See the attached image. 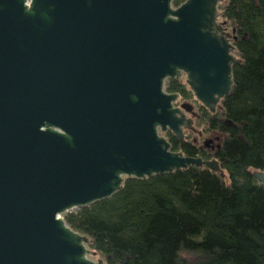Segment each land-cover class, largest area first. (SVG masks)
<instances>
[{
  "label": "water",
  "instance_id": "95a60500",
  "mask_svg": "<svg viewBox=\"0 0 264 264\" xmlns=\"http://www.w3.org/2000/svg\"><path fill=\"white\" fill-rule=\"evenodd\" d=\"M172 1L0 0V264H106L65 213L127 177L219 171L162 134L183 139L195 115L168 79L184 74L212 113L231 89L223 0ZM253 176L264 187V172Z\"/></svg>",
  "mask_w": 264,
  "mask_h": 264
},
{
  "label": "trees",
  "instance_id": "16d2710c",
  "mask_svg": "<svg viewBox=\"0 0 264 264\" xmlns=\"http://www.w3.org/2000/svg\"><path fill=\"white\" fill-rule=\"evenodd\" d=\"M217 11L234 30L231 89L212 113L185 80L168 79L165 91L195 117L183 139L162 136L173 152L215 159L219 171L191 165L127 177L111 197L65 213L106 264H264V187L253 176L264 172V0H223ZM211 134L218 149L202 144Z\"/></svg>",
  "mask_w": 264,
  "mask_h": 264
},
{
  "label": "rangeland",
  "instance_id": "374dc122",
  "mask_svg": "<svg viewBox=\"0 0 264 264\" xmlns=\"http://www.w3.org/2000/svg\"><path fill=\"white\" fill-rule=\"evenodd\" d=\"M218 21H219V22H224V19L221 18V17H219V18H218ZM227 27H228L229 31H231V27H230V25H229L228 22H227ZM180 79H182V80L184 81V80H185V75H184V74H181ZM180 104H182V102H181L180 100H178V101H177V106H179ZM188 117H189V116H188ZM194 133L196 134V133H198V131L195 130ZM215 136H216V135H212V134H211V135H208V136L204 137V139L202 140V144L204 143L205 140H211L212 142L210 143V145L213 146V149H211L210 145H209L208 147H205L204 144H203V146H204L205 148H209L210 150H214V149H215L214 144L217 143V142L214 140ZM191 138L194 139L193 136H192ZM89 258H90L91 260H93V261H97V260H99L97 257L92 256V255H89Z\"/></svg>",
  "mask_w": 264,
  "mask_h": 264
},
{
  "label": "flooded vegetation",
  "instance_id": "af4514ba",
  "mask_svg": "<svg viewBox=\"0 0 264 264\" xmlns=\"http://www.w3.org/2000/svg\"><path fill=\"white\" fill-rule=\"evenodd\" d=\"M219 17L220 16L218 15V18ZM217 22H218V24L221 25V28H222L223 32L229 36L227 39H228L229 43L234 47V40H235L234 30L231 29V31H229V29L227 27V22L225 20H224V22H219L218 19H217ZM186 116L187 117L189 116V118H191L192 121H193V118L195 117V115L192 117V115H190V114H187ZM214 140L217 142L216 144H214V146L216 148L218 146V143H219L220 139H219L218 136H215ZM210 147H211V149L213 148V146H211V145H210Z\"/></svg>",
  "mask_w": 264,
  "mask_h": 264
}]
</instances>
